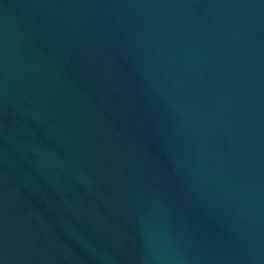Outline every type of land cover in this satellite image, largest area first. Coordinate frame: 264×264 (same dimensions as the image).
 Here are the masks:
<instances>
[{"label": "water", "instance_id": "1", "mask_svg": "<svg viewBox=\"0 0 264 264\" xmlns=\"http://www.w3.org/2000/svg\"><path fill=\"white\" fill-rule=\"evenodd\" d=\"M0 264H264V0H0Z\"/></svg>", "mask_w": 264, "mask_h": 264}]
</instances>
